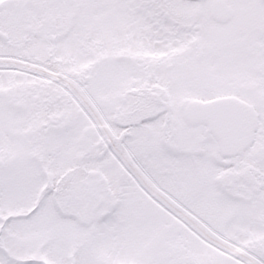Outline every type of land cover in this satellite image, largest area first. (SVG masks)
<instances>
[{
  "label": "snow or ice",
  "instance_id": "1",
  "mask_svg": "<svg viewBox=\"0 0 264 264\" xmlns=\"http://www.w3.org/2000/svg\"><path fill=\"white\" fill-rule=\"evenodd\" d=\"M0 264H264V0H0Z\"/></svg>",
  "mask_w": 264,
  "mask_h": 264
}]
</instances>
